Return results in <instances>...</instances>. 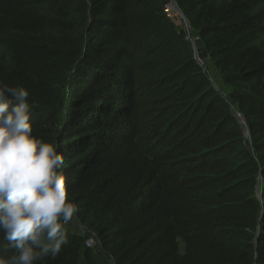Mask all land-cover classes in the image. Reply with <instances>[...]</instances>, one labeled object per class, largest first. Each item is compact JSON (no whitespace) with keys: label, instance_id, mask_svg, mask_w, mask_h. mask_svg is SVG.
<instances>
[{"label":"trees","instance_id":"obj_1","mask_svg":"<svg viewBox=\"0 0 264 264\" xmlns=\"http://www.w3.org/2000/svg\"><path fill=\"white\" fill-rule=\"evenodd\" d=\"M132 1L0 0V41L16 65L9 69L0 58V81L29 91L33 134L58 145L69 200L79 221L91 222L100 248H88L87 236L66 227L61 254L37 264H264V101L238 102L251 138L245 150L239 122L187 49L161 81L163 132L154 149L144 147L128 9L143 11L148 34L164 4ZM174 1L197 32L203 63L211 59L228 84L264 79V49L249 44L261 21L251 1ZM86 14L93 24L70 100L48 109L57 106L54 62L65 58L68 43L47 45L46 34H74L72 19ZM5 251L11 248L0 233Z\"/></svg>","mask_w":264,"mask_h":264},{"label":"rangeland","instance_id":"obj_2","mask_svg":"<svg viewBox=\"0 0 264 264\" xmlns=\"http://www.w3.org/2000/svg\"><path fill=\"white\" fill-rule=\"evenodd\" d=\"M86 1L87 0H79V2L83 4ZM128 1L130 3L133 2L132 0ZM161 1L164 4V7H160L163 12L155 10L156 14L154 17H157V20L148 34L145 33L146 29L145 26H143V11L138 9L134 4L128 9L131 35L128 63L133 65L136 71V101L139 110L137 125L141 133L140 140L144 147L149 150L154 149L152 147L154 139L159 133L163 132V127L166 125L162 121L165 118H163L160 113L161 105L164 102H159L158 100L161 99L162 93H164L161 88V81L165 77H168L172 70L178 68L181 62L186 60L189 50L195 59L196 54L198 56V49L201 46L197 32L192 27L189 26L188 28L186 26V21H188L187 18L185 16V18H182L177 10H175V1ZM231 1L232 0H214L216 5L229 3ZM248 1H251L255 14L260 15L261 18V21L256 25L249 36V44L256 48L259 47L264 49V0ZM167 8H170L169 13L166 12ZM163 15H166V20H162L161 17H163ZM72 22L76 27V32L74 34H64L62 32H48L46 34L48 40L45 41V43L47 45L52 44L49 39L56 41L66 40V43H68V47L63 48L65 58L60 62H54L56 67H58V72L51 75V82L52 85L55 86V89L58 90V95L56 98L52 99V103H57V106L50 104L48 109L53 108L55 110H60L64 108L68 103L67 101L70 100V94L73 92L74 76L78 70L79 56L81 52L84 51L83 44L85 40L88 39V31L93 24V20L88 14H86V17L85 15L84 17L81 15L74 17ZM147 47H151L153 50L146 53ZM161 48H165L166 51L163 57L159 58L157 53ZM0 58L7 68H16L10 47L1 41ZM152 63L156 65L152 66ZM197 63H199L202 68V74L209 78L216 92L228 103L232 115L236 117L240 129L242 130L244 137L243 146L245 150H248L251 148V138L246 124V117L240 112L238 102L243 96L264 101V79L252 84H228L226 80H224L225 73L218 70L211 59H207L204 63L199 59ZM244 148L242 147L243 150ZM72 226L78 229L77 233L87 236L88 239L95 235L91 227V222L85 224L75 217V223H71V226L67 225L66 227L71 228ZM250 235H252V233ZM94 245L95 246L91 249L100 252V248H98L99 246L96 241ZM181 251L184 252V246L181 247ZM15 254V250L11 249V251L1 252L0 256L9 258Z\"/></svg>","mask_w":264,"mask_h":264},{"label":"clouds","instance_id":"obj_3","mask_svg":"<svg viewBox=\"0 0 264 264\" xmlns=\"http://www.w3.org/2000/svg\"><path fill=\"white\" fill-rule=\"evenodd\" d=\"M28 97L23 86L0 81V233L16 253L0 264L55 260L78 212L58 145L33 134Z\"/></svg>","mask_w":264,"mask_h":264},{"label":"water","instance_id":"obj_4","mask_svg":"<svg viewBox=\"0 0 264 264\" xmlns=\"http://www.w3.org/2000/svg\"><path fill=\"white\" fill-rule=\"evenodd\" d=\"M174 8H175V10H177V12L179 13V15L182 17V18H185L184 17V14L182 13V11L181 10H179V8H178V6H177V4L174 6ZM186 21V20H185ZM186 26L189 28V23H188V21H186ZM196 61L198 60L199 61V57L197 56V54H196ZM260 195H261V193H260V189H258V196L260 197ZM72 228V230L75 232V233H77L78 232V229L77 228H75L74 226H72L71 227Z\"/></svg>","mask_w":264,"mask_h":264},{"label":"built area","instance_id":"obj_5","mask_svg":"<svg viewBox=\"0 0 264 264\" xmlns=\"http://www.w3.org/2000/svg\"><path fill=\"white\" fill-rule=\"evenodd\" d=\"M170 9V8H169ZM168 8L166 9V12L169 13V10ZM170 16V15H169ZM96 241V236H92V238L90 239H87L86 242H85V245L88 247V248H93L95 245H94V242Z\"/></svg>","mask_w":264,"mask_h":264}]
</instances>
